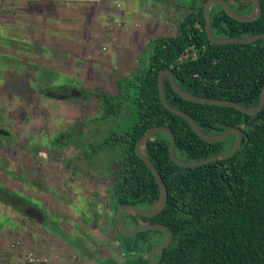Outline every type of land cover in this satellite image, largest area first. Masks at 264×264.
Wrapping results in <instances>:
<instances>
[{
    "label": "trees",
    "instance_id": "obj_1",
    "mask_svg": "<svg viewBox=\"0 0 264 264\" xmlns=\"http://www.w3.org/2000/svg\"><path fill=\"white\" fill-rule=\"evenodd\" d=\"M207 1L186 3L191 11L179 22L177 33L151 39L138 72L119 82L114 95L104 90L83 91V99L104 102L106 113L101 119L117 120L110 121L113 126L109 134L94 148L98 154L106 149L120 152V169L110 181L107 196L123 260L105 264H150L149 252L166 238L162 230L127 237L117 225L121 205L152 210L160 202L159 183L136 152L137 142L149 129L170 127L176 135V154L185 161L227 153L235 144L236 134L217 143L204 141L188 120L168 110L160 97V71L172 69L180 87L194 95L228 99L246 107L260 101L264 38L250 44L213 43L205 29ZM239 1L247 9L252 5L250 0ZM261 3L263 15L255 22H239L221 4L215 5L214 35L241 38L264 33V0ZM165 95L170 105L190 114L205 133L218 135L227 128L241 127L244 141L231 158L181 167L170 158L167 135L158 133L149 139L141 150L162 175L169 200L154 217L124 212L127 227L162 223L173 231L171 245L156 255L158 264H264V110L257 125L248 128L244 120L251 116L229 106L186 100L175 92L168 76ZM126 110L132 114V121H118ZM62 137L61 144L66 145ZM5 187L0 185L1 190Z\"/></svg>",
    "mask_w": 264,
    "mask_h": 264
},
{
    "label": "rangeland",
    "instance_id": "obj_2",
    "mask_svg": "<svg viewBox=\"0 0 264 264\" xmlns=\"http://www.w3.org/2000/svg\"><path fill=\"white\" fill-rule=\"evenodd\" d=\"M184 8L176 0H0V185L12 190L0 189V264H31L28 252L47 257L43 264H77L92 251L95 257L77 231L105 228L96 215L110 209L120 152L92 155L90 145L70 149L59 137L99 125L94 118L106 113L104 102L77 92L114 95L138 72L151 39L177 33ZM95 138L98 145L103 136ZM74 158L86 173L68 169ZM27 208L42 212L44 222ZM111 254L123 259L115 247L97 258Z\"/></svg>",
    "mask_w": 264,
    "mask_h": 264
},
{
    "label": "water",
    "instance_id": "obj_3",
    "mask_svg": "<svg viewBox=\"0 0 264 264\" xmlns=\"http://www.w3.org/2000/svg\"><path fill=\"white\" fill-rule=\"evenodd\" d=\"M254 4V10L252 13L243 15L238 13L228 2V0H208L204 5V16L206 19V32L208 34L209 39L219 45H225L229 43H238V44H250L253 42H256L262 38H264V33L255 34L248 37H230V38H219L214 35L212 31V9L215 5L221 4L226 12L235 20L239 22H253L256 21L261 15H262V3L260 0H252ZM165 76L169 77L170 83L175 90V92L180 95L182 98L200 103V104H213V105H220V106H229L233 107L235 109L240 110L241 112L252 116L251 119H245L244 120V126L248 128H253L257 125L260 118V113L264 110V88L260 95V101L257 105L252 107H246L238 102L228 100V99H219V98H209V97H202L198 95L191 94L184 89L180 87L178 84L176 77L174 75V72L172 69H164L161 70L159 73V90H160V97L162 100L163 105L173 113L185 118L189 121V123L192 125L195 132L199 135L201 139L208 143H217L225 140L228 138L231 134H236V140L233 148L227 152V153H221L214 155L212 157L199 160V161H185L180 159L176 154V135L174 131L168 127V126H154L151 129H149L137 142L136 144V152L139 155L140 158H142L153 175L155 176L157 182L159 183L160 189H161V199L158 204V206L152 210H146L142 209L140 207H137L132 204H123L117 209V225L119 231L127 236V237H133L140 231H155V230H162L166 233V238L161 243L155 245L151 251L148 254V258L150 261V264H158L156 261V255L164 250L166 247L171 245L174 239L173 231L167 226L162 223H141L138 225H135L131 228L127 227L125 220H124V212L126 211H133L139 215L145 216V217H154L158 214H160L167 206L168 200H169V194L168 189L165 184V181L156 168V166L153 164V162L142 152V146L152 137H154L158 133H163L167 135L170 139V146H169V155L170 158L179 166L181 167H196L201 166L204 164L211 163L213 161L219 160V159H228L233 157L238 150L241 148L243 141H244V132L241 127H231L227 128L224 132L218 135H210L205 133L199 126L198 122L188 113L175 108L174 106L170 105L166 99L165 95ZM2 129H0V133H2ZM26 213L30 218L35 219L37 222L42 223L44 222V217L42 212L37 210L36 208H27Z\"/></svg>",
    "mask_w": 264,
    "mask_h": 264
},
{
    "label": "flooded vegetation",
    "instance_id": "obj_4",
    "mask_svg": "<svg viewBox=\"0 0 264 264\" xmlns=\"http://www.w3.org/2000/svg\"><path fill=\"white\" fill-rule=\"evenodd\" d=\"M176 1H178L179 3H182V4H186V3L192 2V0H176ZM250 1L252 2V0H250ZM228 2H230L232 7L238 13L243 14V15L250 14L254 10L253 2H252V5H251V7L249 9L245 8V6H241V2L239 0H228ZM184 10L186 11V14H188L191 11L190 6L188 4H186V7L184 8ZM262 15H263V8H262ZM262 15L257 20H259L262 17ZM253 22H255V21H253ZM73 93H76V91L73 92ZM77 94H80L81 98H83L84 92L83 91L77 92ZM89 100H91V99H89ZM132 118H133L132 114L129 111L126 110L124 112V114L121 115V117L119 118L118 121H132ZM251 118H252V116L250 117V119ZM94 120L95 121H99L100 122L99 125H96V124H92V125L90 124L89 125L88 124L89 126L87 125V127H79L78 130H75L74 134L71 133L72 129L68 132L69 137H68V140H66L65 142H67L66 145L68 147H70V149H72L74 147H79V146L81 148H85V145H90V151L89 152L90 153L92 152V155L93 154H98V153L94 152V148L97 147L99 144H101L103 139H105L107 137V136H105L106 132H107V135L109 134V131H110L111 127L113 126V124L110 121H117V120H113V119L112 120L111 119L103 120L101 118H96V117L94 118ZM85 122H87V121H85ZM97 135H99V137L103 136L101 141L97 143L98 145H96V142H95V140H96L95 137ZM61 146H64V143H62ZM90 153H88V155H86V156L84 155L82 157V159L84 160V163L88 162V158H91L92 155ZM80 159L81 158H77V159L74 158L72 160H69L68 169H71V170H74V171H77V172H81V173L83 172L82 174L86 173V169L83 168V165L80 164V162L78 163V165L74 164L75 161L77 162V160H80ZM111 180H112V178H111Z\"/></svg>",
    "mask_w": 264,
    "mask_h": 264
},
{
    "label": "crops",
    "instance_id": "obj_5",
    "mask_svg": "<svg viewBox=\"0 0 264 264\" xmlns=\"http://www.w3.org/2000/svg\"><path fill=\"white\" fill-rule=\"evenodd\" d=\"M72 178H73V180L78 179L77 176L75 175V173L73 174V177ZM90 179H91V177L89 178V180ZM92 179L94 180V178H92ZM65 197H67V195ZM67 205L68 204H63L61 206L62 207V210L60 211L61 213L67 214V212H66L68 210L66 208ZM110 211L111 210L109 208L107 209V211H105V213H103L102 210L101 211L98 210V213L99 214L100 213H103L104 216H105L102 219H99L100 216H101V214L100 215H96V217L98 218L97 221H100V223L103 226H105V228H103V229L93 228V229H86V230H83L82 229V231H77L78 234L80 232L79 235H83V237L85 239H89L90 240V241L89 240H87V241H88V243L90 245H92V247H94L93 249H94L95 257L96 258L98 257L97 256V252L100 249H101V251H105L106 249H108L110 247H112V248H114V247L115 248H120L119 247V242H118V239H117V231H116L115 226L112 223V216L113 215H112V213ZM106 215H107V217H106ZM54 218H55L56 221H58L60 223V225L62 226V228H65L64 227L65 221H60L59 218H56V217H54ZM71 220H72V223L73 224H75L77 222V219H75V217H72ZM78 223H80V221H78ZM51 235H52L51 238H54V239L55 238H59L58 236L53 235L52 233H51ZM61 238H63V240L65 239L64 236L61 237ZM80 242H82V241L79 239V241H77L76 244H81ZM74 244H75V242H74ZM43 248H45V247H43ZM92 253H93V251H92ZM92 253L88 256V258H84L85 259L84 262L80 261V262H77V264H105L107 261H110V260H113V259L123 260V259H118L117 257L112 258L113 257V254H111L109 257L102 256L103 258L102 257L101 258L99 257V258L95 259V257L93 256ZM65 264H69V263L66 262Z\"/></svg>",
    "mask_w": 264,
    "mask_h": 264
},
{
    "label": "built area",
    "instance_id": "obj_6",
    "mask_svg": "<svg viewBox=\"0 0 264 264\" xmlns=\"http://www.w3.org/2000/svg\"><path fill=\"white\" fill-rule=\"evenodd\" d=\"M25 257L28 263H31V264H43L48 261L47 257L39 255L34 252L26 253Z\"/></svg>",
    "mask_w": 264,
    "mask_h": 264
}]
</instances>
